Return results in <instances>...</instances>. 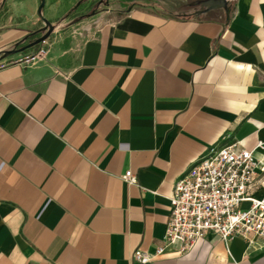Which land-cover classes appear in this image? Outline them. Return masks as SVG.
<instances>
[{"label":"crops","instance_id":"0c3cea01","mask_svg":"<svg viewBox=\"0 0 264 264\" xmlns=\"http://www.w3.org/2000/svg\"><path fill=\"white\" fill-rule=\"evenodd\" d=\"M78 1L45 0L59 28L44 59L26 60L36 46L3 64L43 24L40 0H0V264H140L209 149L238 143L264 162V0L205 17L114 0L65 23ZM146 264H264V245L208 234Z\"/></svg>","mask_w":264,"mask_h":264},{"label":"built area","instance_id":"2783aa9c","mask_svg":"<svg viewBox=\"0 0 264 264\" xmlns=\"http://www.w3.org/2000/svg\"><path fill=\"white\" fill-rule=\"evenodd\" d=\"M48 52L45 41L26 60L44 59ZM260 175L264 162L238 143L209 149L174 185L163 246L153 255L136 251L134 259L146 264L167 248L186 254L208 234L224 242L241 237L250 246L264 245V194H255ZM122 179L137 184L131 171Z\"/></svg>","mask_w":264,"mask_h":264},{"label":"water","instance_id":"95a60500","mask_svg":"<svg viewBox=\"0 0 264 264\" xmlns=\"http://www.w3.org/2000/svg\"><path fill=\"white\" fill-rule=\"evenodd\" d=\"M232 0H206L203 2V4L207 7V10L205 12L209 11H215L219 9H223L224 11H228V5ZM80 2L77 7L81 4ZM45 6V0H40V5L37 9V17L42 22L43 27L39 29L36 34H42L40 38L36 39L34 42L24 46L19 47L21 44H17L13 49L5 51L2 55V59H7L9 57H12L14 55H17L19 53H23L29 49H32L36 46H39L41 43L47 41L49 37L59 28V25H53L50 21H48L43 16V9ZM27 40V39H26Z\"/></svg>","mask_w":264,"mask_h":264},{"label":"flooded vegetation","instance_id":"af4514ba","mask_svg":"<svg viewBox=\"0 0 264 264\" xmlns=\"http://www.w3.org/2000/svg\"><path fill=\"white\" fill-rule=\"evenodd\" d=\"M206 0H195L194 2H190V3H183L180 6V12L179 14L183 15V16H193V17H205V16H209L215 12H219V11H224L223 9H219V10H215V11H209V12H205L207 10V7L203 4V2ZM85 3L82 2L80 4V6ZM105 3L106 6L109 4L108 0H99L98 1V5L100 6L101 4ZM100 4V5H99ZM79 6V7H80ZM96 6V5H95ZM78 7V8H79ZM78 8H74L71 13L73 14L75 11L78 10ZM228 10H230V4L228 5ZM98 11V10H97ZM97 11H93V13H97ZM42 34H34L32 37V40L30 41V43L34 42L36 39L40 38ZM29 43V44H30Z\"/></svg>","mask_w":264,"mask_h":264},{"label":"rangeland","instance_id":"374dc122","mask_svg":"<svg viewBox=\"0 0 264 264\" xmlns=\"http://www.w3.org/2000/svg\"><path fill=\"white\" fill-rule=\"evenodd\" d=\"M98 1L99 0H79L77 3H79V2H85V3H83L81 6H80V8H79V12L77 13V14H73V15H71L67 20H66V22L65 23H67V24H69V23H73V22H75L76 20H77V18L78 17H80V16H82V15H87V14H91V13H93V11H97V12H100V11H103V10H105L104 9V7L106 6V4L105 3H103V4H99L100 6H97L98 4ZM111 1H114V0H108V2H111ZM158 1H162V2H164V1H166V0H158ZM181 2H183V3H190V2H194L195 0H180ZM77 3H76V5H77ZM40 5V4H39ZM76 5H74V7L76 6ZM96 5V6H95ZM39 7V6H38ZM44 9H45V7H44ZM44 9H43V11H44ZM36 13H37V11H36ZM44 16V15H43ZM45 18V17H44ZM22 57H24V56H18V57H16V58H13L12 57V59H10V60H6V61H2L3 62V64H8V63H10V62H14L15 60H18V59H21Z\"/></svg>","mask_w":264,"mask_h":264},{"label":"trees","instance_id":"16d2710c","mask_svg":"<svg viewBox=\"0 0 264 264\" xmlns=\"http://www.w3.org/2000/svg\"><path fill=\"white\" fill-rule=\"evenodd\" d=\"M24 42H22L21 44H23ZM21 44L19 45V47L21 46Z\"/></svg>","mask_w":264,"mask_h":264}]
</instances>
